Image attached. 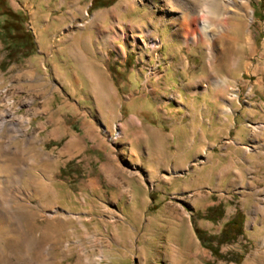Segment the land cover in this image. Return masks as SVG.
Wrapping results in <instances>:
<instances>
[{
	"label": "rangeland",
	"instance_id": "obj_1",
	"mask_svg": "<svg viewBox=\"0 0 264 264\" xmlns=\"http://www.w3.org/2000/svg\"><path fill=\"white\" fill-rule=\"evenodd\" d=\"M7 1L27 13L37 52L8 65L0 42V109L17 123L2 135L14 170L0 214L16 225L2 224L0 264H264L261 0L247 40L212 27L217 51L158 52L144 46L166 41L160 27L140 50L99 40L151 29L147 0ZM71 162L81 173L63 177ZM214 207L222 219L203 218ZM238 211L244 236L218 261L195 227L219 235Z\"/></svg>",
	"mask_w": 264,
	"mask_h": 264
},
{
	"label": "bare ground",
	"instance_id": "obj_2",
	"mask_svg": "<svg viewBox=\"0 0 264 264\" xmlns=\"http://www.w3.org/2000/svg\"><path fill=\"white\" fill-rule=\"evenodd\" d=\"M146 2L157 12L151 21L152 27H150L152 30L144 28L141 31L138 30L139 32H128L124 28L117 27L116 29L118 31L113 33V35L105 34L102 38L99 37L104 47L107 45L115 47L118 42H123L131 48H138L140 50L139 44L143 38H153L160 27L166 41L165 39H155V36L153 42L145 44V50L150 45L153 51L158 52L164 42H168L183 45L193 44L196 47L199 45H208V50L217 51V37L220 36L216 37L215 34H212L210 28L214 27L215 30H217L216 28H220L224 32L227 31L231 35L229 40L234 46L241 39L247 40V25L249 21L253 22V12L250 8L251 0H149V2L147 0ZM73 5L76 7L79 6V4ZM228 13H231L232 16H229L224 21V16ZM107 14L104 13L103 15L105 16ZM220 85L214 84L213 87L214 89L222 87ZM22 124L27 126L29 121L24 120ZM6 131L16 132L17 123L14 120V113L0 109V153L7 151V148L11 144L10 141H4L2 136ZM5 165L6 167L2 168ZM13 170L10 162L8 163L7 160L6 162L3 161L1 157L0 179L2 181H0V203L3 202L5 205L13 196L10 193L12 182L9 183ZM10 211L11 209L9 208L5 212L3 211L6 220L7 216L9 217V220L5 222H2V213L0 214V229L3 228L2 224L6 222H8V228H13L14 224L16 225L15 219L10 216Z\"/></svg>",
	"mask_w": 264,
	"mask_h": 264
},
{
	"label": "trees",
	"instance_id": "obj_3",
	"mask_svg": "<svg viewBox=\"0 0 264 264\" xmlns=\"http://www.w3.org/2000/svg\"><path fill=\"white\" fill-rule=\"evenodd\" d=\"M103 2L102 6H110L115 0H94L92 7ZM259 4L258 10L255 9V17L262 18L264 11V0ZM0 42L4 51L7 53V64L11 65L18 59H27L37 52L35 37L28 25V15L22 10H14L10 7L7 0H0ZM62 176H73L80 174L74 162L69 163L63 170ZM219 209L210 208L203 218L217 222L222 219L223 213L215 215ZM245 219L240 211L232 217L223 227L219 235H212L208 232L195 227V232L201 246L210 251L212 257L218 261L224 260L222 248L226 245L236 243L244 236Z\"/></svg>",
	"mask_w": 264,
	"mask_h": 264
},
{
	"label": "crops",
	"instance_id": "obj_4",
	"mask_svg": "<svg viewBox=\"0 0 264 264\" xmlns=\"http://www.w3.org/2000/svg\"><path fill=\"white\" fill-rule=\"evenodd\" d=\"M252 91V89L250 90V92ZM248 93V91H246V93L245 94H247ZM264 93V87H262V86H259V85H257V88H256V90H255V93H254V97H256L257 95H261V94H263ZM252 97V96H251ZM250 97V98H251Z\"/></svg>",
	"mask_w": 264,
	"mask_h": 264
}]
</instances>
